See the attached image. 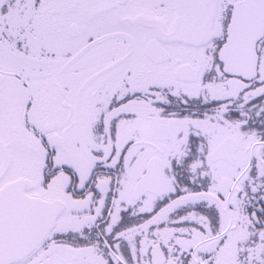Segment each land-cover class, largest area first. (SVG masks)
I'll use <instances>...</instances> for the list:
<instances>
[{
	"label": "snow or ice",
	"instance_id": "snow-or-ice-1",
	"mask_svg": "<svg viewBox=\"0 0 264 264\" xmlns=\"http://www.w3.org/2000/svg\"><path fill=\"white\" fill-rule=\"evenodd\" d=\"M0 264H264V0H0Z\"/></svg>",
	"mask_w": 264,
	"mask_h": 264
}]
</instances>
